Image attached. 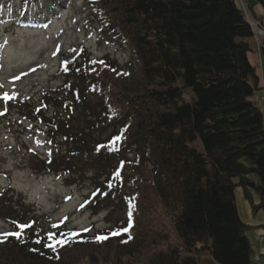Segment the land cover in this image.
Wrapping results in <instances>:
<instances>
[{"label":"trees","instance_id":"1","mask_svg":"<svg viewBox=\"0 0 264 264\" xmlns=\"http://www.w3.org/2000/svg\"><path fill=\"white\" fill-rule=\"evenodd\" d=\"M84 2L87 26L96 22L100 41L128 58H92L79 46L71 60L61 56L58 83L15 107L54 142L46 158L30 159L35 172L87 176L86 207L121 216L79 231L67 219L43 222L4 188L0 264H200V251L218 264H253V227L234 195L242 188L252 215L264 214L262 86L244 11L235 0Z\"/></svg>","mask_w":264,"mask_h":264},{"label":"rangeland","instance_id":"2","mask_svg":"<svg viewBox=\"0 0 264 264\" xmlns=\"http://www.w3.org/2000/svg\"><path fill=\"white\" fill-rule=\"evenodd\" d=\"M251 1L261 13L264 12L260 2ZM236 3L243 8L240 0H236ZM8 6L15 13L14 5ZM88 6L84 0H40L35 11L39 12L36 15L40 14L43 21H19L14 24L9 21L13 22L15 14L5 16V4L0 7V95L7 93L14 97L7 101L0 99V107L5 108V112H2L4 114L0 115V190L12 187L19 200L21 196L25 199L24 207H29V212L32 209L37 211L43 222L68 218L71 227L85 229L93 225L103 229L109 224L104 217L108 212H116L115 209H105L93 214L88 207H82V201L91 190L90 178L82 175L64 179L63 175L35 172L30 159L36 155L47 156L48 149L55 147L54 142L47 141L45 132L35 127L28 116L15 107L17 99L35 104L44 90L58 83L56 73L61 55L71 60L73 52L81 44L94 56L108 51L120 62L128 58L129 51L118 43L103 38L99 43L101 35L96 22L86 26ZM17 14L23 16L24 11ZM54 52L56 55H53ZM253 55L249 53L248 57L251 64L256 65ZM37 140L41 142V147L36 146ZM234 195L239 217L253 227L247 237L254 245V251L256 249V252H260L259 244L252 239L258 235L264 236V230L258 227L264 214L260 211L252 215L242 188L237 187ZM251 195L253 201L257 202L254 191H251ZM17 199L14 197L12 202L16 204ZM116 216L121 214L117 211L110 220ZM159 221L160 216L156 218V222ZM2 224L0 222V226ZM198 256L200 264H218L204 251H200Z\"/></svg>","mask_w":264,"mask_h":264},{"label":"crops","instance_id":"3","mask_svg":"<svg viewBox=\"0 0 264 264\" xmlns=\"http://www.w3.org/2000/svg\"><path fill=\"white\" fill-rule=\"evenodd\" d=\"M240 2L242 5H244L246 8L249 9L250 13L256 17L257 21H258V18H260L264 15V12L261 13L260 9L258 7H255L254 3L251 0H240ZM253 48H254L253 60L256 63V65H254V66L257 67V72L261 78V86H262V90L260 92L256 93V95H255V99H258V98L264 97V79H263V77H264V57L262 55L261 50L258 51L256 46L254 45V43H253ZM248 59H249V57H248ZM249 62H250V60H249ZM260 109H261V112L263 115V124H264V102H263ZM257 218H259V217H257ZM263 221H264V218H263V220H259L258 227H260V225L263 223ZM249 241L251 242V240H249ZM252 241H254V243H256L254 238L252 239ZM256 251L257 250L255 249V253H257ZM261 252H262V254H264V248L261 250ZM263 263H264V256L262 257V263H260V264H263Z\"/></svg>","mask_w":264,"mask_h":264},{"label":"snow or ice","instance_id":"4","mask_svg":"<svg viewBox=\"0 0 264 264\" xmlns=\"http://www.w3.org/2000/svg\"><path fill=\"white\" fill-rule=\"evenodd\" d=\"M53 55H56V53L54 52L53 53ZM33 71H34V69H33ZM16 79L17 80H19L20 79V77L19 76H17L16 77ZM0 98H2V99H4L5 101H7V100H9V99H13L14 97H12V96H9L7 93H5L4 95H3V97H0ZM4 113H2V112H0V115H3ZM36 146L37 147H41L42 146V144H41V142L39 141V140H37L36 141ZM32 149H30V151H31ZM20 228H25V227H31V225L30 224H28V225H18ZM56 225H54V227H55ZM15 235H17V237H19V233H14ZM52 236H53V234H49V236H48V239L49 240H51L52 239ZM106 237H99V239H105ZM36 243H40V240H37V241H35ZM46 246H51V245H46Z\"/></svg>","mask_w":264,"mask_h":264},{"label":"built area","instance_id":"5","mask_svg":"<svg viewBox=\"0 0 264 264\" xmlns=\"http://www.w3.org/2000/svg\"><path fill=\"white\" fill-rule=\"evenodd\" d=\"M247 19H250L248 16H247ZM250 25L251 27L253 28V32H254V35L256 34L257 36H255V39L256 41L258 40V38L260 37H263L264 36V28L262 27H257L256 24L254 22H250ZM259 104V103H258ZM262 240V238H260V241ZM256 261H258V258L256 257L255 258Z\"/></svg>","mask_w":264,"mask_h":264},{"label":"bare ground","instance_id":"6","mask_svg":"<svg viewBox=\"0 0 264 264\" xmlns=\"http://www.w3.org/2000/svg\"><path fill=\"white\" fill-rule=\"evenodd\" d=\"M242 9H244V5H243V8H242ZM246 14H247V16H248L249 18H253V17H252V14H251L250 12H247ZM255 36H257V35L255 34Z\"/></svg>","mask_w":264,"mask_h":264}]
</instances>
